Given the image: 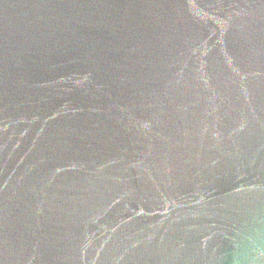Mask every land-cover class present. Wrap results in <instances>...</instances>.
I'll use <instances>...</instances> for the list:
<instances>
[{
	"label": "water",
	"instance_id": "1",
	"mask_svg": "<svg viewBox=\"0 0 264 264\" xmlns=\"http://www.w3.org/2000/svg\"><path fill=\"white\" fill-rule=\"evenodd\" d=\"M0 264H264V0H0Z\"/></svg>",
	"mask_w": 264,
	"mask_h": 264
}]
</instances>
